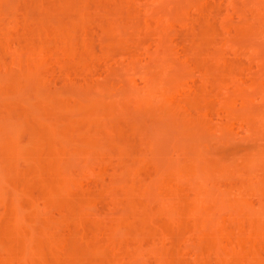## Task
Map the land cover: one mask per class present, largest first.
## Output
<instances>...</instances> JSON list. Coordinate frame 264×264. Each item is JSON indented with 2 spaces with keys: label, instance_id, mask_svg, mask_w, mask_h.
Returning a JSON list of instances; mask_svg holds the SVG:
<instances>
[{
  "label": "bare ground",
  "instance_id": "obj_1",
  "mask_svg": "<svg viewBox=\"0 0 264 264\" xmlns=\"http://www.w3.org/2000/svg\"><path fill=\"white\" fill-rule=\"evenodd\" d=\"M7 1L8 0H0V7L3 6ZM81 2H84V1H81ZM81 2L80 4H84ZM201 2L202 1L198 0V2L196 1L194 4L195 8L198 7L197 9H199V11L197 12L198 13L200 12V14H201L200 10L204 11L203 9H205L203 8L204 5L202 6L203 3L201 4ZM130 3H131V0H130ZM36 4H38L37 5L38 8H41L43 6L41 1L39 2L37 1ZM78 4L79 2L76 0H63L62 2L60 1L56 3L55 5H51L53 8H58L61 11L63 10L64 12H66L65 17H67L66 22L59 23L56 26H52V27L44 26L42 23L38 21L26 22L27 20H24L23 22L20 23V25L19 23L9 25V24H3L2 22H0V51L4 52V53H0V66L3 64L5 65V68H4V65L3 67L1 66L2 70L5 69V71H2L1 73L4 72L5 74L3 75L0 74V85L5 86L6 89H9L10 87L14 88L15 86L17 89H20L18 87L21 85V81H23V83H25V81L26 82L34 81L36 82V84L43 83L42 81L47 80L48 76L46 77L47 79H45L44 75L40 76L43 73H39L40 75L38 74V71L40 69H43L42 61L49 57L48 53L49 55L50 53H53L54 51H56L57 53V50L61 51L59 53L62 54L61 56H63L62 57L63 59L65 58L64 59L65 62L68 60H71L75 68H79L80 66L81 67L83 66L82 64H84L85 55L84 54L82 55V52L80 51L88 49V47L86 44V40L80 38V36H79L80 40H78L77 38L78 32L76 31V28L78 27L75 26L76 27L75 28L73 26V22L78 21L77 23H82L83 20L85 21V18L87 16L79 8ZM207 11L208 10L206 7L205 12ZM210 11L211 10L209 9V12ZM213 13H210V14L208 13V15L212 18L213 15L211 16V14ZM193 16H195V14ZM209 16L208 18L207 17L199 18V15H198L196 17V21L198 23L195 21L196 24H194V21H193L195 18L191 19V22H192L191 24L192 26L194 25V27L189 28L188 26V28L191 30L192 28H195V26L198 25L199 33L195 35V33H197L195 32L197 28H195L196 29L195 31L192 30L195 33H193L190 30H189V33L192 32L191 35L193 34L195 36L198 35L200 38L199 39L197 38L198 40L193 41L196 38L192 37L193 38L191 39L192 43L189 48L185 49V55L188 56V54H191V52L192 51L194 52V50L196 49L200 51L202 45L203 46L207 45V47L208 45H212V42H210V44H207L209 41L208 36H210L211 34L218 36V33H215V29L212 26V21ZM213 17H215V15ZM212 19L214 20V18ZM225 19L227 18L225 17ZM184 24L186 25V23ZM18 31L20 32V34L22 33V35L18 34ZM107 33L110 34L109 37L111 38V40L115 39V37L117 36V34H114L115 29L111 26L108 27ZM188 36L190 38L189 34ZM14 41L16 42L15 44L16 47L13 46ZM204 43L206 44L204 45ZM221 47H218V48H221ZM8 48H12L13 53H11L10 55L13 54V56H10L8 54L10 56L8 57L7 55H5V52H9ZM90 50L91 49H88L87 51H90ZM106 50L108 49L105 48L104 51ZM223 52L224 51L217 49L216 51L217 54L215 57V62L217 64L214 63L216 64L215 66L216 68H218L220 72L219 74H221L220 76H222L224 72L226 71L225 62L221 60L223 58L222 55H224L225 53ZM85 53L87 54L86 56L89 57V59L94 58L93 51L85 52ZM46 55L48 56L47 58H46ZM6 56L7 58H5ZM87 57L86 59H88ZM8 58L10 59L9 61L7 60ZM51 60L53 59L51 58ZM61 61L62 60H60V62L59 61L57 62L61 63ZM46 62L47 61H45V63ZM45 63L43 62L44 65ZM16 64L17 66L21 67L20 68L22 69L21 71H23V68H24L25 69L24 71H26L27 69V70H32L36 72L35 73L36 79L34 78L35 76L34 75L32 77L33 80L31 81L30 75H32L33 72L31 71L32 72L31 73L30 71H28L31 73L29 75V73L26 71L28 74H24V71L21 72L19 69H17L19 67L16 68L14 66ZM13 66L16 69H14ZM15 70L16 71L18 70L17 73L15 72ZM71 70L73 69H70V71ZM39 72H43V71L40 70ZM68 72H67V75L69 78V75L73 74L74 71L72 73L70 72V74H68ZM47 73L49 74V71ZM169 78L170 77H166V75H164L163 72L154 74L153 76H150L148 78L142 77L143 84H144V85L142 84L143 89L146 91V94H145L146 96H143V97L146 99L148 98L147 101H149L150 98L152 97L155 98V96L156 97L159 96L158 98L161 97V100L165 99L171 102L169 104H172V106L174 105L173 103L175 104L178 103L174 105L175 107L178 106L179 104L181 105L185 104V105H182L181 107L185 108L184 111L186 110L190 112V115H191V112L193 113V115L194 114L196 115L197 113L198 116L196 117L201 121H205V123H208L210 120H212L213 113L210 112V106H211L210 101L212 99L210 98L213 96L214 93L220 92L218 90H221V89L219 88L218 90L216 89V92L214 93L212 91L213 94H211L212 96L210 95L211 96L210 97L209 95L206 94L205 89L202 88V91H200L199 87H197L198 89L196 88L198 91L196 89L195 91L194 90L191 91V89L184 91L186 87L184 88L183 85L182 86L179 85L177 82V79H173V78L169 79ZM218 78L221 80L223 79V76L221 78L220 77ZM73 81L74 80H72V83ZM191 81L193 83L192 84L190 83V85L188 86H196V82H194L195 80H191ZM191 81H188V82H191ZM217 81L219 82V80ZM221 82L222 80L220 81V83ZM15 83L17 85H15ZM157 83L160 84L159 85L160 87L158 88V90L155 89L156 88L155 86H157ZM225 83H228V81ZM185 85L187 86L186 83ZM38 86L43 87L41 85H38ZM44 89L37 88L35 91L36 94L40 98V105L42 108H46L51 105H56L59 107H64L66 105V103H64V100L62 99L60 95L58 94L54 95L53 92L52 94H50L49 90L45 91ZM203 90L205 91L203 92ZM215 95L217 96V93ZM260 95L262 96V98H264L263 90L260 92ZM137 99L140 100L139 98H136V102H138ZM146 99H142V100H145V102H147ZM199 99L201 101L203 100L205 101V103L203 102V106H202V102ZM94 101L96 100H93V99L89 100L90 103H93ZM199 101L201 102V104H199ZM142 102L143 101H141V103ZM242 102L243 104H245L246 102H248V99L246 97L244 99L243 97ZM74 104L79 105L80 103L77 102ZM198 105H201L202 108ZM73 107H77V106H73ZM78 107H80V105ZM221 108L226 113L227 119L236 118L235 120L238 121L237 123L238 129L242 127L241 129L248 128L247 131H249V129H252V128L253 129L262 128L264 130V125L263 124L259 125L257 123L253 124L251 128L249 124L252 122H250L249 117L245 114L238 115L234 111L230 102H225L224 104H222ZM174 109H173V112H174ZM177 109L180 110V108H177ZM182 110H180L179 112H181ZM0 111H3L8 115L9 114L15 115L19 121L16 122L17 124L15 122L13 123L17 127L19 126V129H22L25 126L29 127L30 129V131L25 136L22 135L21 132L18 130L12 132L9 135L0 136V264H150V263L152 264L153 263L154 264H206V263L207 264H264V215L260 214L261 211L264 212V189L260 187L259 185V183L263 181L264 178L257 177V174L259 172L261 174L260 170L262 168L259 169V168L251 167V165H254L252 164V162L255 159L257 161V159H259L258 157H261L264 159V148H263L264 146L263 145H262L263 146L262 149H261V146L260 148L259 147L257 148V150L259 149L258 150L259 154H257L258 156L253 155L254 160H252V158L250 159L252 160L251 165H248L250 161L248 158H246V160L248 159L247 161H249L247 165L250 167L247 169H250V170H244L243 168V166L247 163V161H244L245 159L242 160L243 166L241 165L244 170L243 172H242L241 167H238L239 163L233 166L232 165L233 163L231 162L232 167L236 166L238 170L241 169L240 172L246 173V175H247L246 171H250V174H252L254 170L258 171L259 169V172H255L256 173V176H254L255 178H253V175L248 174L249 177L250 178L252 177V178L249 179L248 177L249 181L248 180L246 181L245 174H241L239 172L240 173L239 175L238 170L235 168L237 170L236 179L238 178V182H236V185L232 186L228 184L227 186L226 184V188L225 186H221V187H224V189H226L228 193H230L229 196L227 195L228 197L226 196V199L228 201L226 202L228 203V205L226 204L224 205L228 206V208L229 206L233 207V210L230 209L231 214L229 212L227 213L228 215L226 214L227 216L232 215L230 216L231 219L228 218L230 222L227 223V224L230 223L232 225L231 226L230 224L229 225L225 224V221H227L228 219H226L225 221L223 219L224 222L222 221L221 217L223 214H221L220 217L218 216V219L220 218L219 220L221 221L219 222L224 223V224L216 223L215 221L216 219L214 220L213 223L208 222L212 220H209V219L207 220V215H206L208 214L207 212L210 210L209 212L211 214V211H212V209H209V204L211 205L212 203L213 204L217 203L216 205L214 204L215 206H213V204L211 206V208H213V211H212L213 213L214 210L217 209L214 207H217V205L220 202L218 201L212 202L211 200V203L210 202L207 203L206 200H204L206 196V194L204 195V193L206 192L207 187H208L207 185L205 186L204 181L206 182L212 181V179H210L211 176L207 177L206 171L201 173L198 170H193V168L191 167H190L191 168L190 170H188L187 168L188 170L187 171L186 169H183L182 166L181 167L180 165L178 166L177 165L178 162H176L175 165L177 166H175L173 165L174 164L173 162L171 164L169 163L162 164L163 162L160 163L161 161L158 160V163H160L158 164L157 161L154 160L155 162L152 164L155 165V163H157L155 165V169H153L152 167L153 170H148L149 172L151 171L152 176L151 174L150 176H147L151 179V181L148 180L147 177L143 178L144 175L148 173V171H146L147 172L146 174L142 173L141 172L142 169L140 168V170H138L139 168L137 169V167H139L141 163H143L141 162V160L144 161L146 158V161H147L148 156L143 157L139 153V151L141 150V148L144 147L143 144H145L146 142L149 144L148 146L149 148H152L151 145H153L154 142L152 144V142L148 140L145 141L144 139L143 142L145 143L142 144L143 147H141L140 150L135 148L138 151L135 150L136 153L135 151H133L134 153H132L133 155L132 158L133 159L137 158L135 160L139 159L140 162L137 161V163L139 162L140 164L139 163H138L139 165L136 164L135 160H133L132 158H129L131 160L130 163L133 166L131 165L128 166L126 164L128 157L124 155V157L125 156L127 157V160H126V157L124 158L122 154V152H124V154L127 152L130 154V151L132 150L124 146H120L121 148L119 147L115 148L117 149L116 151L119 153L121 152V150H123L121 152V156H122L121 158H124L125 160L121 159L119 157L120 155L118 154V157L121 160L118 158V160L114 164V169L115 168L116 169L115 170L113 169L112 174L108 175L110 181L108 178H106L108 179V182H110L108 184L109 186L107 185V187H104L106 186L104 185V183L107 184V182L103 180L104 179L103 175L106 170V169L104 170V165L106 166V163L108 162V160L104 161L105 160L104 158L103 160L96 158L97 160L96 159L93 160V163L91 162L90 164L88 162V158L90 157V155L87 154L86 152L77 157V160H80L83 162L84 164L83 169H80L81 171L78 169L76 170V168H74L73 166V161L75 160V156H74V153L76 151L75 149L78 148L76 147L78 145L71 144V143L63 144L61 142V139L63 138V133L61 131L55 130V129L48 130V128L45 127L46 121L44 118L37 117L34 120H30L26 118L25 116H23L19 110L17 111L11 105L7 106L6 108H0ZM99 111L91 110V109H88L87 111V117L89 119V123L87 125L86 134L84 135V138L82 140V145L87 147L88 149L94 150V149L100 148L99 139L101 138L100 130L102 128L104 129V133L107 134L108 138L112 141H115V143L118 140H121V141L123 139L127 140L128 136H129L128 139H130L131 135H133L134 133L139 134V131H137L138 127L136 129L135 126H132V128L130 127L129 129H127L128 131L125 128L122 129L123 122L118 121L116 118L113 119L111 115V111H108V110L105 112L104 111L99 112ZM156 111L155 113L158 115L159 112L160 114L161 113L164 114L165 110H162L160 106V110H157V107H156ZM188 112H187V115H188ZM170 113L172 112L170 111ZM215 115L218 116V114L216 113ZM213 118L215 119L216 117L214 116ZM106 119H109V120L112 119L113 122L109 121L108 123H111V124H108L109 125L108 126ZM179 120H180V117H179ZM215 120H212V121L214 122ZM103 121H105V123ZM217 122H219V120ZM244 123L247 124L246 128H243ZM223 124L225 125V123ZM212 125H210V127ZM218 126L217 127L215 126V128L217 129ZM220 127L218 129H221ZM64 128L66 131L77 130L76 125H68V126H65ZM243 132H246V131H243ZM132 140L133 138L130 139V141ZM130 141L129 143L131 144L132 142ZM134 143L136 142H133V145ZM147 143L145 145H148ZM137 144L138 146H140L139 143ZM148 147L146 146V149H147L146 151L149 152L151 150L148 149ZM124 148H126L125 149L126 151L127 149H129L130 151L125 152ZM143 150H145V148H143ZM141 153H142V150H141ZM249 153L251 154V152ZM187 154L186 156H188ZM145 155H147V152L145 153ZM247 155H244V156L248 157ZM183 156H185V154ZM199 156L201 155L198 154L197 158H194V160L196 159L198 162V159H201ZM206 161H207L206 162L207 164L209 160H206ZM132 162H134L135 165H137V167L134 165V163L132 164ZM183 162L184 161H182V163ZM243 162H245V164H243ZM19 163L21 164V167ZM210 163L211 162H209V164ZM87 165H90V166L88 167ZM157 165H160V166H157ZM2 166L3 167L5 166V169H3ZM86 166L88 168H86ZM207 166H210V165H207ZM231 166H228L229 168L225 167L226 170L227 169L230 170ZM206 167L203 170H206ZM256 167H259V166L257 165ZM222 168L224 167L220 166V170H222ZM20 169L22 170L21 172L19 171ZM218 169H219V165L216 171H218ZM233 169L231 168V172L228 170L227 172H229V174L230 173L232 174V171H234L233 173H236V171ZM185 170L188 173L194 175L192 176L189 174L191 176V179L189 178V180L190 181L192 180L193 182H195V184L192 182L194 185H196V187L194 188L195 189L194 191L197 190V194L199 196V199H197L198 196L196 197L195 196L196 193H194V195L192 194L194 196V199L191 198V200H188L189 197L187 198V196L185 195L183 196L182 194H184V192L182 191L183 192L181 194L182 198L185 197L184 199H187V202L189 201L190 204L189 202L188 204H186L187 203L186 200L185 201L182 200V198L180 197L181 196L180 190L177 188V187L179 188L183 187V186H180L181 184L179 185V181L180 179L182 181V178H180L178 173L183 174V172H186ZM207 170H208V167H207ZM220 170L217 173H219ZM139 171L141 172V175H143V177L140 175ZM18 172L20 173V176L17 174ZM227 172H226V176L225 174H223V177L225 176L224 180L227 177V174H228ZM263 172H264V168H263ZM196 173L197 174L201 173L202 175L204 174L206 177L205 176L201 177V175L199 177L196 175ZM255 173L253 174L255 175ZM15 174H17L16 175L17 177H14ZM215 174L216 173L214 172V175ZM217 175H219L220 177V174H216V176ZM230 175H228V177H230ZM233 176H235V174ZM258 176H261V175H258ZM182 177L185 178L184 179V181L186 180L185 182L189 181L187 180L188 176L182 175ZM202 178L209 179V180L203 179L204 181L202 182ZM221 178L222 176L219 178L220 181H221ZM230 179L234 180V178H230ZM251 180L253 181L251 182ZM102 181L104 182L102 184L104 186H101V185L99 186V183L97 182H102ZM147 181H150V182H147ZM174 182L175 184L178 185V186L176 185L177 187L174 186L175 184L173 185ZM96 184L98 187H100L99 191L98 190L94 191V189H97ZM113 185L116 187L119 186L118 189L116 190L115 187H112ZM208 185H210V183H208ZM256 185H258L262 189L260 188L257 189L258 186ZM254 187H256V190ZM103 188L105 189L103 190ZM227 188L229 189L232 188V190H230L229 192ZM221 189L223 190V188ZM233 189H235V193H237L236 196H232L234 193ZM231 191H232V194H231ZM227 192L225 193L222 192L223 194L221 193L222 198H223V195L226 194ZM251 194H255L253 196L257 198L256 202H258L259 205L258 204H256V206L254 205L255 203H253L252 201H254L255 198L251 200L250 198L252 196ZM195 197H196V200H198L196 201V203L194 201ZM201 197H203L202 198L203 200L200 199ZM107 198L110 199L109 201L112 203L111 205H114L113 208L115 207V205L117 206L121 205L123 207V209L121 210L123 212L118 214L120 216H114L112 214L114 217L110 215L111 217L108 218V220L106 221L107 225L109 224L108 226L111 229V230L109 229L110 231L108 230L110 235L109 234L106 235L103 231L104 229L102 230L103 232L99 231L104 226L108 227L104 221L100 222L101 220H106V219H102L106 214H104L102 218L98 217V215L100 214V212L98 214V211L100 210L99 208H101L99 206L102 205L103 203L101 204V202L102 201L105 202V199ZM207 198L209 197L207 196ZM260 201L262 202L260 203ZM193 202L194 204H192ZM223 203L224 202H222L221 204ZM105 205H108V204H105ZM96 212H97V215L94 214ZM178 212L184 213L185 215L184 214L182 215L188 217L189 219L193 218L194 223L191 225L187 221V224H186V221L184 220L182 221V219L183 218L185 219V217L182 216L183 218L179 219V217H181V214ZM216 212H218V209L216 210ZM91 213L92 215H90ZM93 214L95 215L96 218L98 217L97 219L100 220L98 221L94 219L93 221L94 224L97 221L99 222L95 224L97 225L99 230L97 228L95 229L96 226L95 225L93 226L92 225L93 222L91 223V221H89L91 216L93 217ZM210 214H208V216ZM89 216L90 218L88 219ZM223 217L226 218V216H223ZM232 217H233V220H232ZM105 218H107V216ZM86 220L89 222L87 223ZM100 223H102L103 226L100 225ZM188 223L191 226H189ZM86 225L88 226V229ZM89 226H92L94 228L91 227L92 228L91 229L89 228ZM120 230L122 231V233L124 232L126 234V235L124 234L125 235L124 237L122 236L125 240H123L122 237H119L120 235H122L121 232L119 236H117V233L115 235L113 234V232L115 233ZM103 235L105 236L104 242L102 241ZM99 236L101 240L100 238L98 239ZM74 238H77V239L75 240ZM149 240H151L150 241L151 245L148 243ZM153 240H154V243H153ZM191 240H192L191 244L190 243L185 244V242H191ZM170 242L174 243V245L170 244ZM147 243L149 247L146 245ZM181 244H183L184 247H180L179 245ZM171 245L175 247V249L171 248L172 253L169 249ZM188 245H195L194 248L197 250V252L199 251V253L196 254V250H194L196 257L198 258H194L193 255L195 254L194 252H192V250L191 252L193 253V255L191 256L193 257L189 255L191 252L189 251L190 247L188 248ZM150 246L152 248H150ZM156 247H158L159 249L157 250ZM167 248L169 249L170 252L168 251ZM179 248H181V250ZM183 248L185 250H183ZM172 249H174V251ZM166 250L168 251L167 255H166V252H167ZM186 251L190 253L188 254ZM185 253H187V256ZM198 254L200 255L197 256ZM149 260H151L152 262Z\"/></svg>",
  "mask_w": 264,
  "mask_h": 264
},
{
  "label": "rangeland",
  "instance_id": "obj_2",
  "mask_svg": "<svg viewBox=\"0 0 264 264\" xmlns=\"http://www.w3.org/2000/svg\"><path fill=\"white\" fill-rule=\"evenodd\" d=\"M37 1L42 2L43 6L41 8H38L37 6L38 4H36ZM60 1L62 2L63 0H8L3 6L0 7V22H2L3 24H9V25L19 23L20 25L21 22H23L24 20H27L26 22L38 21L42 23L44 26H48V27L56 26L59 23L67 21V17H65L66 12H64L63 10L61 11L58 8H53L51 6V5H55L56 3ZM76 1L79 2L78 4L79 8L83 11V13L87 17L85 18V21L83 20L84 22L82 21V23H77L78 21L73 22V26L78 27V28L75 27L76 31L78 32V35H77L78 40H80V38L86 40L88 49H91L90 51H87L88 49H85V50H81L80 52H82V55L84 54L86 56L87 54L85 52L93 51L94 58L89 59V57L86 56L89 59L88 60L84 56V64H82L83 66L82 67L80 66L79 68H75L71 60H68L65 62L64 60L65 58L63 59L62 58L63 56H61L62 54L59 53L61 51L57 50V53L56 51L53 52L54 54L50 53L52 57L48 53L49 57L46 55V58L47 57L48 58L47 59L44 58L45 60L42 61L43 69H40V70L43 72H39L40 70L38 71V74L43 73L41 75L39 74L40 76L44 75L45 79L48 78L47 80H45L46 82L42 81L43 83L36 84V82L34 81L33 82L25 81L26 83L25 84L23 83V81H21L22 86L20 85L18 87L20 89L16 88L15 86L17 85L16 83L14 85L15 87L13 86L14 88L10 87L9 89H6L5 86L0 85L1 86L0 87V108H6L7 106L11 105L17 111L19 110L23 116H25L26 118L30 120H34L37 117H42L46 121L45 127L48 128V130L55 129L63 133V138L61 139V142L63 144L64 143L77 144L78 146L76 147L78 148L75 149L76 150L74 153L75 160L73 161V166L74 168H76V170L83 169L84 164L82 161L77 160V157L86 152L87 154L90 155V157L88 158V162L90 164L91 162L93 163V160H95L96 158L102 159V160L104 158L105 159L104 161L108 160L107 163L105 162L106 166L107 164L108 166L106 167L104 165V170L105 169L106 170L103 175V178H104L103 180H105L107 184H105L103 181L97 182L99 183V186L106 185L104 187H107V185L110 183L108 182V179H109L108 175L112 174L113 169H114V164L116 163L119 157L120 158L122 157L121 152L123 150H121V152L119 153L116 151L117 149H115L118 147L121 148L120 146H124L132 150L130 151L129 149H127V151H130V154H129L125 150L126 148H124L125 152L127 153L124 154V152H122L123 157L124 155L128 157V160H127V157L125 156L127 160L126 164L128 166L131 165L130 163L131 160L129 158L133 157L132 155V153H134L133 151H135L136 149L140 150V148L144 146L143 148H145V150L141 148L142 153L144 151L143 153L144 155L141 153V150L139 151V153L143 157L148 156L147 157L148 160L146 161V158L144 161L140 159L141 162L143 163H141L139 167H137V165H135L134 162H132V164L134 163L137 169L139 168L138 170H140L141 168L143 170V171L141 170V172L145 174L147 173L146 171L155 169V165L158 163V160L161 161L160 163L163 162L162 164H167V163L171 164L173 162L174 163L173 165H175L176 162H178L177 165L178 166L180 165V167L182 166V168L186 170L187 168L188 170L193 168V170H198L201 173L206 171L207 177L211 176L210 179H212V181L206 182L204 180H209V179L202 178V182L204 181L205 186L206 185L208 186L206 190L207 193L203 190L205 192L204 195L206 194L204 200H206L207 203L208 202L211 203V200L212 202H215V201L220 202L217 205V207H214L218 209V212H216L217 209L214 210L213 212L214 215L212 213L213 208H211L213 203L211 205L209 204V209H212V211H211V214L209 212L210 210L207 212L208 214H210L209 216L208 214H206L207 220L208 219L212 220L208 222L213 223L214 220L216 219L215 220L216 223L224 224V223L219 222L221 220H219L220 218L218 219V216L220 217L221 214H223L221 217L222 221L223 219L224 221L228 218L231 219L230 216L232 215H230L231 214L230 212L231 210H233V207L229 206L228 208V206H226L228 205L226 196L227 195L229 196L230 193H228L226 189H224V187H221V186H225L226 188V184L227 186L228 184L234 186L236 185V182H238V178L236 179L238 169L236 168V166L232 167L231 164L233 163L232 165L234 166L239 163L238 167H241L242 172L244 170H250L247 168H250L248 165H251L252 160H254L253 155L259 154V151H258L259 149L257 150V148L258 147L260 148L261 146V149H262V147L264 146V130L262 128H259V129L252 128V125L255 123L259 125L260 124L264 125V98H262V96L260 95V92L262 90L264 91V0H226L227 2L229 1L228 3L225 0L223 1L222 0L221 1L220 0H199V1H202L201 4L203 3L202 6L204 5L203 8H205L203 9L204 11L200 10L201 14L200 12L199 13L197 12L199 11V9H197L198 7L195 8L194 6L195 2L196 1L198 2V0H131L132 4L130 3V0H127V1L126 0H88L89 2L87 0L86 2L85 0H76ZM81 1H84V2H81ZM80 2L84 4H80ZM206 7L208 10L207 12L209 14L214 12L213 14H211V16L215 15V17L212 16L214 20L208 15L207 12H205ZM209 9L213 12L211 11L209 12ZM194 14L195 16H193ZM196 14L197 16L199 15V18H202V17L208 18L209 16L212 21V26L215 29V33H218V36L216 35L217 36L216 37L214 34L213 35L211 34L210 36H208L209 41L207 44H210V42H212V45H208L207 47V45H205L206 43H204L206 47L202 45L201 49L203 51L201 49L200 51L196 49L194 50V52L192 51L191 54H188L187 56L185 55V49L190 47L192 43L191 39L196 38L195 40H193V41H196L200 38L198 35L195 36L196 34L199 33L198 25L195 26L197 30L195 28H192L191 30L189 29L191 27H194V25L192 26L191 24L192 23L191 19L195 18L193 20L194 24H196L197 22ZM225 17L227 19H225ZM184 23H186V25ZM109 26L115 29L114 34H117V36L115 35L116 36L115 39L111 40V38L109 37L110 34L107 33V29ZM189 30L190 31L196 30L195 32L197 33L192 31L193 33H195V35L193 34L195 37L191 35L192 32L189 33ZM19 31H18V34H20ZM187 33L190 35V38ZM20 35H22V33ZM15 44L16 42L14 41L13 46L16 47ZM218 47H221V48H218ZM105 48H107L108 50L104 51ZM8 49H9V52L10 50L11 52L10 53L5 52V55H7L8 57L13 56V54L10 55L11 53H13L12 48H8ZM217 49L225 52V53L223 52L224 55H222L223 58L221 60L225 62V66L227 67V68L225 67L226 71L224 72L226 77L224 76V74L222 75L223 79H221L222 80L221 83H220L221 80L218 77L221 78L222 76H220L221 74H219L220 72L218 68H216L215 66L217 64L215 62ZM227 51L230 53H228ZM0 53H4V52L0 51ZM7 56L5 58H7ZM51 58L53 60H51ZM7 60L9 61L10 59L8 58ZM48 60H50L51 62ZM60 60H62L61 63H59ZM45 61L47 62L45 63ZM43 62L45 63V65L43 64ZM261 63L263 64V66ZM3 65L1 66L3 67ZM1 66H0V74L3 75L5 73L4 72L1 73V72L5 71V69L2 70ZM14 66L16 68L19 67L17 69H19L20 71L22 70L20 69L21 68L20 66H17V64ZM14 66L13 68L16 69ZM4 68H5V65H4ZM70 69H73V70L70 71ZM24 70L25 69L23 68V71ZM17 71L15 70L16 73ZM26 71L31 72L32 70L26 69ZM26 71H24V74L29 73L30 75L33 72L32 75H30L31 76L30 80L32 81L33 80L32 77L35 75L36 72L32 71L31 73L30 72L27 73ZM48 71H49V74L47 73ZM66 71L67 72L69 71L68 74H70V72L71 73L73 71L74 72L73 74L69 75V78H68ZM160 72H163L164 75H166V77L177 79V82L179 85L181 86L183 85L184 88L186 87L184 91L185 90L187 91L190 89L191 91L193 90L195 91V89L199 87L200 91H202V88H203L206 90V94L210 96L211 94L216 92V89L217 90L218 88L221 89V90H218L220 92H216L217 96L215 95L216 93H214L213 96L211 95L212 97L210 96L211 97L210 99H212L210 101L211 103L210 112L213 113L212 120L216 119L217 121L219 120V122H217L216 120H215L216 122L215 121L213 122L212 120H210L211 121L210 122L208 120L209 121L208 122L209 125H208V123H205V121H201L196 117L198 116L197 113L196 115L195 114L193 115V113L191 112V115H190V112L186 110L184 111L185 108L181 106L185 104H182V105L179 104L180 106L178 105L175 107L174 105L178 103L176 104L173 103L174 104L173 105L174 107H173L172 104H169L171 102L165 99L161 100V97L158 98L159 96L157 97L155 96V98L152 97L149 99V101H147L148 98L146 99L143 97V96H146L145 95L146 91L143 89L144 84H143L142 77L148 78ZM203 72L205 73V75ZM35 77L36 75L34 76V78ZM190 79L195 80L194 82H196V86H188L190 85V83L191 84L193 83ZM72 80H74L75 82L73 81L72 83ZM217 80H219V82ZM132 81L134 82V84ZM188 81H191V82H188ZM227 81L228 83H225ZM185 83L187 84V86L185 85ZM38 85H41L43 87H39ZM159 85L160 84L157 83L158 87L155 86L156 87L155 89L158 90V88L160 87ZM36 87L39 89L45 88L44 90L45 91L49 90L50 94H52L53 92L54 95H57V94L60 95L62 99L64 100V103H66V105L64 107L51 105L46 108H42L40 105V98L35 92L37 89ZM205 90H203V92ZM207 92L208 93L211 92V93L208 94ZM242 96L244 97V99L245 97L248 99V102H246L245 104H243L242 102V98H243ZM136 98H139L143 102L141 103V101L138 99H137L138 102H136ZM92 99L96 101H94L93 103H90L89 100H92ZM142 99H146L147 102H145V100H142ZM200 101H199V104H201L202 102V106H203V102L205 103V101L204 100L201 102ZM77 102L80 103L79 104L80 107H78L79 105L74 104ZM225 102H230L234 111L238 115L240 114L247 115L250 119V122H252L249 124V126L252 129H249V131H247L248 128H246L247 127L246 123L243 124L244 125L243 128H246V129H241L242 127L238 129L237 127L238 121L235 120L236 118L235 119L232 118L233 120L231 118L227 119L226 113L221 108L222 104H224ZM73 106H77V107H73ZM160 106H161V109L165 111H164V114L162 113L160 114L159 112L157 115L155 113L156 107H157V110H160ZM198 106L202 108L201 105H198ZM177 108H180V110L182 109L183 110L179 112L180 110H178ZM88 109L96 110V111L100 110L104 112L107 110L111 111V115L113 119L116 118L118 121L123 122L122 129L125 128L127 130L130 127L132 128V126H135L136 129L138 127L137 131H139V134L134 133L133 134L134 136L131 135L130 139L133 138L132 141L128 139L129 137L128 136L127 140H124V139L122 141L118 140L115 143V141H112L108 138L107 134L104 133V129L102 128L100 130L101 138L99 139L100 148L94 149V150L88 149L87 147L82 145V140L84 138V135L86 134L87 125L89 123V119L87 117ZM173 109H174V112H173ZM170 111L172 113H170ZM187 112H188V115H187ZM215 113L218 114V116H216ZM214 116L216 117L215 119L213 118ZM179 117H180V120H179ZM194 118L195 119L197 118V119L195 120ZM106 120L105 121L107 122V125L111 124V123H108L109 121L113 122L112 119L111 120L106 119ZM17 121L19 120L17 119L15 115H12V114L8 115L5 112L0 111V136L9 135L12 132L17 131V130L20 131L21 134L25 136L30 131L29 127L25 126L22 129H19V126L17 127L13 123V122L16 123ZM105 121L103 122L105 123ZM223 123H225V125ZM219 124L221 125V127ZM68 125H76L77 130L66 131L64 127ZM210 125H212L211 126L212 129ZM215 126L216 127L218 126V128L220 127L221 129H218V128L216 129ZM243 131H246V132H243ZM144 139L145 141L148 140L152 142V144L154 142L155 146L153 144L151 145L152 148H149L148 147L149 144L146 142L148 145H145L146 143L143 142ZM128 140L132 142L131 143L132 145L129 143ZM133 142H136V143H134L133 145ZM137 143H139L140 146H138ZM146 146L151 151L149 152L146 151L147 150ZM146 152H147V155H145ZM249 152H251V154ZM253 152L254 153L256 152V153L254 154ZM248 153L250 154V156ZM118 154L120 155L119 157H118ZM184 154L185 156L186 154L188 156L185 157L183 156ZM198 154L201 155L199 156L201 159H198V162H197V160L196 159L194 160V158H197ZM244 155H247L248 157H245ZM124 158H121V159H124ZM246 158H248L250 162L247 161L248 159L246 160ZM251 158L252 160H250ZM258 158L261 160L257 159L256 161L255 159L252 162V164L254 165H251V167H255L259 169L262 168L260 170L261 174L259 172V169L258 171L254 170L252 174H250V171H246L247 175L246 173L240 172L241 169L238 170L239 175L240 173L245 174L246 181L248 180V177H249L248 174L253 175V178H255L254 177L256 176L255 172H259L257 174V177L264 178L263 176L264 175V172H263L264 159L261 157H258ZM154 160L157 161L155 165L152 164L155 162ZM206 160H209L207 164H206L207 162ZM242 160L247 161L246 164L245 162H243V164L247 165L248 162L249 164L247 166L244 165L245 166L244 167L242 165ZM137 161H139V159L135 160L136 164L140 162L139 161L137 163ZM182 161H184L183 162L184 164L182 163ZM209 162H211L212 164L211 163L209 164ZM256 163L259 167H256L257 166ZM144 164L146 165V167ZM19 165L21 167L20 163ZM142 165L145 167V169ZM207 165H210L211 167ZM218 165H219L218 171L220 170V166L221 167L223 166L224 168L231 166L230 170L229 169L227 170L231 172V168L232 169L234 168L233 170H235L236 173H233L234 171H232V174L233 175L235 174V176H233L231 173L230 175L229 172H227L226 168L225 169L222 168V170H220V172L217 173L218 171L216 170L218 168ZM241 165L243 166L244 170ZM87 166L89 167L90 165H87ZM87 166L86 168H88ZM157 166H160V165H157ZM206 166L208 167V170ZM205 167H206V170H203ZM3 169H5V166L3 167ZM21 169L19 170L20 172L22 171ZM141 172H140V175H141ZM186 172H183V174L178 173V175L180 176V178H182V181H183L182 182L180 179L179 185L181 184L180 186H183V187L181 188L177 187L178 185L175 184V182L173 183V185L175 184L174 186L180 190V195L184 192V194L182 195L187 196V198L189 197L188 200H191V198L194 199V196H193L194 193H196L195 194L196 197L198 196V194H197V190L194 191L195 190L194 188L196 187V185H194L195 182H193L192 180L191 181L189 180V178L191 179L190 175L192 174L188 172L186 173ZM214 172L216 174H220V177L222 176L221 181L219 180L220 178L219 175L217 176L216 174L214 175ZM226 172L228 173L227 177L228 175H230V177L228 178L229 179L234 178L235 182L233 179L229 180L227 177L224 180L226 176ZM201 173L200 174L196 173V175L199 177L200 175L201 177H204L205 175L204 174L202 175ZM253 173H255V175ZM17 174L20 176L19 172ZM17 174L13 176L17 177L16 176ZM150 174H151V171L150 172L148 171V173L144 175V177L143 175L141 176L145 178L147 176H150ZM223 174H225L224 177H223ZM182 175L188 176L187 180L189 181L185 182L186 180L184 181L185 178L182 177ZM258 175H261L263 177L258 176ZM251 178L249 177V179ZM147 179L151 181L149 177H147ZM253 180H251V182ZM150 181H147V182H150ZM103 183L104 185H102ZM208 183H210V185H208ZM259 185L260 187L264 189V180L261 181ZM112 187H115L117 190L119 186L116 187L113 185ZM260 187L258 186L257 189ZM96 188L97 189H94V191L96 190L99 191L100 187L97 186ZM221 188H223V190L227 192L226 194L223 195V198L225 199L222 198V194L225 192ZM254 188L256 190V187ZM104 189L105 188H103V190ZM227 189L229 190V192L230 190H232V188L231 189L227 188ZM233 190H234L233 192L235 193V189ZM234 193L232 196H236L237 193H235V195ZM231 194H232V191H231ZM182 195L180 196L181 198H182ZM251 195H252L250 197L251 200L255 198V200L252 201L253 203H255L254 205L255 206L256 204L259 205V203L256 202L257 198L253 196L255 194H251ZM207 196L209 198H207ZM196 197L194 200L195 203L196 201H198L196 200ZM184 198L185 197H183L182 200L183 201L186 200L187 202V199H184ZM202 198L203 197H201L200 199ZM197 199H199V196ZM109 200L110 199L107 198L105 199V202L104 201L101 202V204L102 203L103 204L100 205L99 207L101 208L103 207L102 208L103 210L98 207L100 209L98 211V214L100 212L98 217L102 218L104 214H106L102 218L106 220L100 221L99 219H97L98 217L97 218L95 217V215H97V212H96L94 213L95 215L93 214V217L92 216L91 218L90 216L88 217V219L90 218L89 221H91V223L95 219L100 222L104 221L105 224L107 225L106 221L108 220V218L111 217L110 215L113 214L114 216H120L118 214L123 212L121 211L123 207L121 205H118L122 207L120 208L117 205H115L116 208L114 207L115 208L114 209L113 208L114 205H111L112 203ZM188 202L186 204H188ZM222 202L224 203L221 204ZM261 202L262 201H260V203ZM105 204H108V205H105ZM192 204H194V202ZM214 204L213 206H215L217 203L215 205ZM228 212L230 213L229 214L230 216H227ZM178 213L181 214V217H179V219L180 218L182 219L183 217H185V219L183 218L182 221L183 220L186 221V224H187V221L191 225L194 223L193 218H191L192 219L191 220L188 217L184 216L185 215L184 213H181V212H178ZM260 214L264 215V212L261 211ZM90 215H92V213ZM106 216L107 218H105ZM223 216H226V218ZM229 219L225 221V224L230 222ZM87 220L86 222L88 223L89 221ZM232 220H233V217H232ZM95 224L93 222L92 225L94 226ZM100 225H102V223H100ZM95 226H96L95 229L96 228L98 229L97 225ZM91 227L92 226H89V228ZM105 227L106 226L102 227L101 230L99 229L98 230L102 231L104 229L103 230L104 233L108 235L109 234L108 230L110 229V227L109 226L106 227L108 229H106ZM87 229H88V226H87ZM120 232L122 233V231L120 230L115 233L113 232V234L115 235L117 233V236H119L121 234ZM124 234L125 233L123 232L122 235H120L119 237H122V236L124 237L126 235ZM104 237L105 236L103 235L102 237L103 242H104ZM99 238L100 236L98 237V239ZM74 239L76 240L77 238H74ZM123 240L125 239L123 238ZM150 241L151 240H149L148 243L151 245ZM148 243L146 244L147 246H148ZM153 243H154V240H153ZM189 243L191 244L192 240L191 242H185V244H189ZM170 244L174 245V243H171V242ZM181 245L179 246L184 247V245L183 246ZM171 246L169 248L170 251H171V248L175 249L174 246L172 247ZM194 247L195 245H188L189 251L191 252L192 250V252H194L195 254L194 250L196 249ZM150 248L152 247L150 246ZM156 248L157 250L159 249L158 247ZM174 249L172 250L174 251ZM179 249L181 250V248ZM183 250L185 249L183 248ZM168 251L166 252V255ZM192 252L190 254L188 252L187 253L191 256L193 255ZM187 253H185L186 256H187ZM197 253H199V251L197 252L196 250V254ZM196 254L193 255L194 258H198L196 257ZM199 255L200 254H198L197 256Z\"/></svg>",
  "mask_w": 264,
  "mask_h": 264
}]
</instances>
